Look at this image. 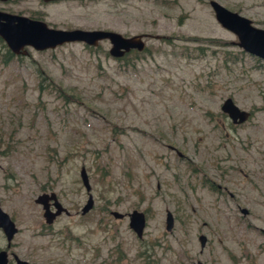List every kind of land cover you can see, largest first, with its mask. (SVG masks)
I'll return each instance as SVG.
<instances>
[{"label":"rangeland","instance_id":"374dc122","mask_svg":"<svg viewBox=\"0 0 264 264\" xmlns=\"http://www.w3.org/2000/svg\"><path fill=\"white\" fill-rule=\"evenodd\" d=\"M217 1L264 28V0ZM5 5L42 8L59 27L145 34L146 44L121 58L107 39L27 46L4 61L0 43V205L18 228L7 246L0 227L8 263L264 264V58L237 44L209 1ZM228 96L247 120L220 109ZM43 191L69 213L46 222ZM133 209L146 215L141 237Z\"/></svg>","mask_w":264,"mask_h":264},{"label":"water","instance_id":"95a60500","mask_svg":"<svg viewBox=\"0 0 264 264\" xmlns=\"http://www.w3.org/2000/svg\"><path fill=\"white\" fill-rule=\"evenodd\" d=\"M213 9L216 20L226 29L232 31L238 38L237 44L246 52L264 58V28L253 24L252 20L224 6L217 0H208ZM145 34L124 35L113 29L105 28H57L47 24L46 21L31 18L25 14L12 13L0 9V37L6 46L14 54H27V46L36 50L54 48L57 45L71 41H81L89 46H96L98 43L107 39L110 42L108 52L114 57H121L131 49H144ZM220 109L227 114L233 123H241L248 119L250 112L240 108L231 96L226 97L220 105ZM82 182L86 189L90 188L88 175L85 167L80 170ZM36 202L42 204L43 215L46 222L51 223L61 212L69 213V210L59 201L55 191H43L35 198ZM93 198L89 194L86 204L81 208L85 213L92 207ZM50 204L54 209L50 208ZM243 211H246L243 208ZM111 213L117 218H122L125 213L112 210ZM129 218L128 225L138 237L143 234L146 225V215L144 211L133 209L127 213ZM173 225V215L171 211L166 212V228L170 229ZM0 227L7 239V246L13 235L17 231V226L8 212L0 205ZM201 247L206 243V235H198ZM15 256L16 264H30L28 260ZM7 251L0 250V264H6ZM196 264H205L198 260Z\"/></svg>","mask_w":264,"mask_h":264},{"label":"flooded vegetation","instance_id":"af4514ba","mask_svg":"<svg viewBox=\"0 0 264 264\" xmlns=\"http://www.w3.org/2000/svg\"><path fill=\"white\" fill-rule=\"evenodd\" d=\"M14 1H17V0H0V9L1 10H5V11H9V12H12V13H19V14H25L31 18H36V19H41V20H44L47 22V24L49 26H52V27H57V28H76L77 26H69V25H65V26H62V27H59L57 26V24L55 23H50L48 20H46V11L43 10L42 8H35L34 10H31L29 13H26V11H21V10H18V11H14V10H11L9 9L8 6H6L5 4L7 3H10V2H14ZM61 0H39V4L40 5H43V6H47L49 4H52V3H56V2H59ZM82 28V27H80ZM87 29H92V28H87ZM99 44V43H98ZM97 46V45H96ZM146 47V45L144 46V48ZM131 50H134V49H131ZM130 50V51H131ZM129 52V51H128ZM126 52V53H128ZM125 53V54H126ZM124 54V55H125ZM123 55V56H124ZM121 56V57H123ZM121 57H116V58H121ZM250 116V115H249ZM50 208L51 209H54V207L50 204ZM44 216V215H43ZM12 218V217H11ZM45 218V217H44ZM46 221V220H45ZM14 261H15V264H16V260H15V256H14ZM6 264H9L8 263V253H7V262Z\"/></svg>","mask_w":264,"mask_h":264},{"label":"trees","instance_id":"16d2710c","mask_svg":"<svg viewBox=\"0 0 264 264\" xmlns=\"http://www.w3.org/2000/svg\"><path fill=\"white\" fill-rule=\"evenodd\" d=\"M0 43L2 46H4L5 48V52L3 54V59L4 61H7L8 59H10L11 57H13L14 55H17V54H13L10 49L6 46L5 42L3 41V39L0 37ZM136 51V50H135ZM128 54V53H127ZM19 55V54H18ZM126 56V54L124 55Z\"/></svg>","mask_w":264,"mask_h":264}]
</instances>
